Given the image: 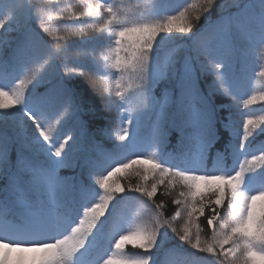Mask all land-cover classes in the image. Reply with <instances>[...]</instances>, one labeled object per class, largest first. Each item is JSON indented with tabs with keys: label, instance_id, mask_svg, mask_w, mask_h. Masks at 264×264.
Here are the masks:
<instances>
[{
	"label": "snow or ice",
	"instance_id": "1",
	"mask_svg": "<svg viewBox=\"0 0 264 264\" xmlns=\"http://www.w3.org/2000/svg\"><path fill=\"white\" fill-rule=\"evenodd\" d=\"M258 56L264 0H0V264H264Z\"/></svg>",
	"mask_w": 264,
	"mask_h": 264
},
{
	"label": "trees",
	"instance_id": "2",
	"mask_svg": "<svg viewBox=\"0 0 264 264\" xmlns=\"http://www.w3.org/2000/svg\"><path fill=\"white\" fill-rule=\"evenodd\" d=\"M31 2V0H30ZM36 2H47V0H36ZM92 0H64V3L69 4L70 6H78L79 8H82L85 3H90ZM102 2V0H101ZM111 2V0H110ZM117 3H122L124 6L131 7L133 10H136L137 7H139L141 10H147L154 2L155 0H116ZM165 4H171L172 6H175L176 4H183L184 0H162ZM191 2V0H190ZM53 15H56V13H52ZM72 25L71 21H61L59 26L60 27H69ZM95 35V34H93ZM68 43L72 45V51L75 52L78 49H82L84 46L80 44V38H71ZM108 44L109 41L105 39H98L93 42V44L88 45L89 48L95 47L96 48V54L98 56L106 55L108 53ZM177 45H181V51L178 54H183V42L182 41H176L173 44H169L166 47L167 48H175ZM257 60L261 63H264V57L258 56ZM73 61L70 59L68 61V69L73 68ZM89 67L92 68V72L87 78H84V80H81L77 78L75 83H78L80 87L87 89L89 85H94L97 87H104L107 88L110 86L114 89L115 87V79L118 78V74L115 73L114 69L110 68H102L100 70L95 69L91 63H89ZM58 71L64 72L65 69L63 67L58 66ZM210 82V78H209ZM264 88V79H261L258 74L254 76V78L249 81L245 91L248 94H251L252 91L260 90ZM90 91V90H89ZM244 98H247L246 95ZM138 98H134L133 103H137ZM242 103V101H241ZM243 110V109H242ZM250 110L255 115H261L264 114V102H257L256 105L250 106ZM249 111V110H244ZM118 116V113L113 111L108 114L109 120L113 121V128H115L116 124V117ZM229 166H231L232 161H228ZM160 191H163L161 189ZM163 197L158 196L157 199H161ZM224 209H221V214H223ZM173 212L172 206L169 205V214ZM201 220H204L202 217ZM129 227H134V225H129ZM176 244L175 238H173L172 241L168 242L166 247L172 248ZM187 247V246H183ZM125 251L132 255L134 252L139 251L138 249H133L130 246L126 247ZM194 251V250H190ZM203 255V254H200ZM160 264H184V253L182 252H176V253H170L167 255H160L158 257Z\"/></svg>",
	"mask_w": 264,
	"mask_h": 264
}]
</instances>
